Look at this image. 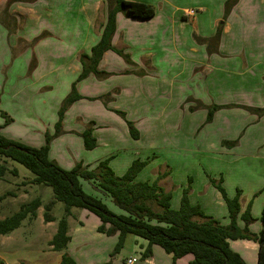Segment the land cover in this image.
<instances>
[{"label":"crops","instance_id":"obj_1","mask_svg":"<svg viewBox=\"0 0 264 264\" xmlns=\"http://www.w3.org/2000/svg\"><path fill=\"white\" fill-rule=\"evenodd\" d=\"M127 1L155 10V16L148 20L131 19L123 13L117 16L112 44L130 55L133 64L108 51L98 70L109 76L104 79L92 74L78 83L77 90L83 99L65 113V133L52 142L50 158L66 170H72L78 163L93 170L108 160L115 174L123 176L134 161H146L140 157L147 153V149L139 147L142 142H165L166 135H175L184 145L199 142L201 148L217 154L219 161L225 154L235 159L233 148L245 144V158L261 164L263 170L264 115L248 112L240 106L264 110V0H240L226 18L228 0ZM107 15V0H0V113L12 114L15 112L12 106L20 110L23 101L28 100V112L18 117L19 126L26 127L19 135L21 143L35 148L45 145L32 139L27 141L25 134L34 130L43 135V129H55L60 108L83 72L80 55L89 54L99 42ZM220 29L218 52L210 55L207 45L199 43L197 38L211 39ZM30 66L34 69L28 76ZM55 97L63 99L56 102ZM211 106L225 108L217 111L212 122L207 123V108ZM114 111L124 112L134 122L139 140L133 139L126 122ZM8 117L11 123L7 127L14 126L16 119ZM4 122L1 119L0 125ZM90 123L94 124L97 147L87 151L82 133ZM120 133L124 134L123 141ZM223 142L237 145L225 147ZM127 144L133 146L136 153L129 157L126 171L118 173L113 163L119 155L132 149ZM250 168L253 171L246 172L247 175L214 166L199 169L198 177L185 173V181L180 185L182 195L190 187L191 204L228 225V208L211 180L221 184L230 199L240 191L241 215L251 204V214L257 221L250 230L258 234L261 217L254 211L260 205L261 210L264 208V172L258 174L254 171L256 167ZM144 172L136 181H156V176L141 179ZM167 174L160 183L163 188L170 177L169 171ZM245 176L247 183H243ZM181 200L175 202L172 197V208L178 210ZM70 217L78 218L79 226L72 233L69 230L71 241L66 252L78 264H86L87 255L84 250L78 251L81 245H77L76 253L71 249L76 238L80 240L89 235L99 246L116 248L118 236L100 234L101 222H94L89 232L79 215L72 212ZM55 222L45 224L50 226ZM239 225L244 227L242 221ZM147 246V241L128 235L123 250L129 255L123 264L137 259L136 256L140 257L136 264H174L172 255L158 246L152 247L151 258L142 259ZM230 246L247 264H258L256 242L230 241ZM192 260V256H187L176 264H190ZM101 264H108L107 260Z\"/></svg>","mask_w":264,"mask_h":264},{"label":"trees","instance_id":"obj_2","mask_svg":"<svg viewBox=\"0 0 264 264\" xmlns=\"http://www.w3.org/2000/svg\"><path fill=\"white\" fill-rule=\"evenodd\" d=\"M239 1L228 0L226 2L225 18ZM107 5V22L102 36L89 54L80 55L83 72L73 83L71 93L60 108L59 120L55 126L58 135L63 133L65 113L74 103L83 99L77 90L78 83L92 74L104 79L109 76V74L98 70L106 52L113 51L127 64H133L130 55L114 48L112 44L117 31V16L123 13L128 18L139 20H148L155 16L154 8L145 4L127 0H107ZM221 31V29L218 30L217 35L211 39L200 40L197 38L199 43L207 45L210 55L218 52L216 48L219 46ZM138 75L143 74L138 73ZM240 107L248 112L259 113L260 116L264 115L262 109ZM223 108L225 107H208L207 123L212 122L215 113ZM114 112L126 122L133 139L139 140V132L134 122L130 121L124 112ZM10 123L11 120L6 119L5 124L0 125V180H3L8 173L18 176V170L8 168L6 160H11L22 165L35 176L34 180L28 182V186L45 185L50 187L54 193V201L45 206L44 220L46 223L56 221L53 215L56 202L65 205L66 216L59 221L57 233L50 243L53 251L63 253L61 264H78L66 252L71 241L68 218L72 215V209L85 210L98 217L101 222L98 228L100 234L109 237L118 236L114 254L124 249L127 236L133 235L148 243L142 254L144 260L151 258L153 255L152 247L158 246L167 254L172 255L174 264L187 256L193 257L190 264H247L241 255L231 248L230 241L249 240L258 244V264H264V208L260 218L261 230L258 234L253 233L250 226L257 220L251 214V204H249L246 212L241 215L240 191L235 198L230 199L221 184L211 180L212 185L222 194L228 208L230 222L228 225H223L214 218L207 216L199 206L191 204L189 199L190 187L183 192L180 208L178 210L173 209L171 205L172 194L159 185V181L168 174L161 175L153 183L136 181L139 174L149 165L148 161H134L123 176L115 174L108 160L101 162L93 170L87 169L83 163H78L72 170H66L50 158L53 136L47 133L44 146L40 148L30 147L2 135V130ZM93 125L90 123L89 127L82 133L84 148L87 151H92L97 147L96 139L93 136ZM236 145V142H223L225 147L233 148ZM83 181L92 186L96 195L88 194L85 191ZM9 195L16 197L14 193ZM106 198L110 199L122 213L111 210L105 202ZM42 206L43 203L40 198L23 204L18 213L0 221V236L10 235L19 229L27 219H35ZM239 221L244 223L243 228L240 227ZM0 264H4L1 259Z\"/></svg>","mask_w":264,"mask_h":264},{"label":"rangeland","instance_id":"obj_3","mask_svg":"<svg viewBox=\"0 0 264 264\" xmlns=\"http://www.w3.org/2000/svg\"><path fill=\"white\" fill-rule=\"evenodd\" d=\"M243 54L244 53L242 52L241 55L244 58ZM33 69L34 68L30 66V68L28 69V76H31V72H33ZM62 89H64V86H62ZM61 99L63 98L55 97L53 100L58 102ZM27 104L28 100L23 101L20 110L16 109L17 106H12L11 109L15 111L12 114H8L7 112L0 113V120L2 119V121L10 119L8 116L16 119V124L14 126L11 125V127L9 126L6 128V130L2 131V135L4 137L22 142V139L19 137V135L25 132L24 128L26 127L19 126L21 122L18 117H21L23 114H25L24 112H28L29 107L27 106ZM18 111H20V114H16V112ZM58 117L59 113L57 115V120ZM4 124L5 122L2 125ZM36 129L40 131L38 127H36ZM38 133L39 132L34 130L27 132L25 134L26 140L29 141L32 139V142H46L45 134L48 133L50 136H53L51 142H54L65 132L63 131L62 134L58 135L54 128L47 127L46 129H43V133L45 134L42 135ZM56 135L58 136L54 137ZM37 137L40 141H38ZM120 138L123 141V133H120ZM164 139L165 142H142V146H139L147 149V153L144 156L140 157L149 162V165L146 167L147 169H144L145 172L141 175V179L150 180L154 176H156L158 179L161 175L167 174V171H169L170 177L167 182H165L164 188L166 191L172 194V197L175 198V202H178L183 196L180 185L185 181V177L187 176H184L185 173L191 172L192 176L198 177V170H203L206 168L209 169V166H214L215 168L222 167V169H226L228 172L242 171L243 173L252 170L250 167L253 166L256 167V169L254 170L256 173L261 174V172H264V168L263 170L260 169L261 164L254 163L253 161L251 162L248 160L249 158H245L247 157V148L245 144H239L238 147L233 148L235 151L233 152V154L237 155L236 157H234L235 159L232 158V155H229L228 157L227 154H225L219 161L220 158H217V154L204 150L200 147L199 142H190L189 145H184L178 142V140L180 139H178V137L175 138V135L171 137L166 135ZM26 140L24 141L27 142ZM152 143L153 146L150 145ZM191 144L192 146L194 144H196L197 146L195 148H192ZM127 145L132 149L128 150L126 153H122L121 155H119L113 163V167L118 173H124V171H126L129 165V157L131 156V154L135 155L136 153L133 146H129V144ZM262 150H264V148H262ZM145 156L149 159L147 160V158H144ZM205 158L209 159L210 161L205 160ZM238 158H240V160L236 161V159ZM6 162L9 169L18 170V176H14L8 173L3 180H0V221L12 217L20 211L23 204L30 203L35 199L40 198L42 200L43 206L38 210L37 217L35 219H27L23 222L22 226L18 230H16L9 236H0V258H2L4 261L2 259L1 260L3 261V263L5 262V264H58L59 261H61L62 255L51 249L50 241L57 233L59 221L66 216L65 205L61 202H56L53 209V215L56 218V222L54 223V225L47 226V224H45L44 222L45 206L54 201L53 190L45 185L28 186V182L34 180L35 176L22 165L16 162H13L11 160H6ZM247 169L249 170L247 171ZM166 177H163V179L159 181V185ZM246 177L247 176H245L243 183L248 182V177ZM83 185L85 186V191L87 193H94V195H96V192L93 191L92 186H90L87 182L83 181ZM10 193H14L18 196H11L9 195ZM105 202L107 205H111L112 207H114L118 213H122L120 209H118L114 205V203L111 202L110 199L106 198ZM262 211L263 208L261 210L260 205L259 208L254 212L255 215L261 217ZM72 212H74L75 216H80L79 220L84 221L85 228L89 232L90 230H92L95 224L94 222L100 223L98 217L85 210L72 209ZM76 219L78 220V218ZM76 219H74L73 217L68 218L70 233L74 231L75 227L79 226ZM89 237L90 236L87 235L84 239L80 240H77L76 238L71 247L74 253H76L77 245H81L78 251L84 250L86 252V264H101L104 260H107L108 264H123V262L129 255V253H127V251L123 249L119 253L114 254L115 248L111 249L109 247L99 246L98 242L93 239H89ZM108 252L110 253L107 255ZM136 257L140 262V257Z\"/></svg>","mask_w":264,"mask_h":264},{"label":"built area","instance_id":"obj_4","mask_svg":"<svg viewBox=\"0 0 264 264\" xmlns=\"http://www.w3.org/2000/svg\"><path fill=\"white\" fill-rule=\"evenodd\" d=\"M138 262V260L135 258V259H130L128 260V264H136Z\"/></svg>","mask_w":264,"mask_h":264}]
</instances>
